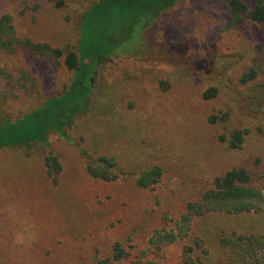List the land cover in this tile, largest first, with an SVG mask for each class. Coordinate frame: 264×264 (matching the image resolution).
<instances>
[{"label":"rangeland","instance_id":"374dc122","mask_svg":"<svg viewBox=\"0 0 264 264\" xmlns=\"http://www.w3.org/2000/svg\"><path fill=\"white\" fill-rule=\"evenodd\" d=\"M93 1L64 0L58 8L0 0V17L12 18L18 39L40 46L0 51L2 135L63 99L71 73L65 55L51 50L77 43L79 15ZM229 1L179 0L154 22L145 7L113 8L109 16L102 6L89 9L83 55L103 49V40L112 52L92 75L86 104L64 136L52 121L46 145L0 149V264H97L113 260L116 245L124 252L115 264H228L221 238L264 237V211L194 215L187 229L182 221L189 204L232 169L264 184V25L228 28ZM236 131L244 142L231 149ZM81 151L113 158L119 178L92 177ZM49 154L62 166L56 184L47 175ZM156 166L159 181L139 187L140 173ZM157 233L175 240L153 245Z\"/></svg>","mask_w":264,"mask_h":264},{"label":"trees","instance_id":"16d2710c","mask_svg":"<svg viewBox=\"0 0 264 264\" xmlns=\"http://www.w3.org/2000/svg\"><path fill=\"white\" fill-rule=\"evenodd\" d=\"M55 3L56 7L64 6V0H46ZM179 0H97L79 15V36L76 44L66 45L63 50H51L52 56L59 58L65 55V64L70 70L71 78L67 83V90L62 95V100L50 99L45 108L36 109L28 114L23 121L17 124H11L7 132L0 130V149L9 146H27L33 144L47 143V132L51 127V122L58 127V131L64 136V128L68 126L73 115L80 106H84L90 95L91 90L87 86L93 81L92 75L97 67L110 58L111 42L103 40V49L95 48L89 54L88 58L83 55L82 36L83 23L89 9L95 6L103 7V15L113 13V8H118L122 13H135L144 7L146 13L153 14L151 22L157 21L170 11ZM230 17L227 24L228 28L235 27L246 21L264 25V0H254V6L250 7L244 0H230ZM149 10V11H148ZM109 16V15H108ZM150 22V23H151ZM108 36V35H107ZM20 44H26L34 50L40 49L39 45L33 44L29 40H19L12 25V18L9 15L0 17V51L13 52L15 47ZM87 61L89 63H87ZM256 71H252V77H255ZM90 82V83H88ZM215 90H210L205 94L206 98L214 97ZM64 106H68L66 111ZM69 106H72L69 108ZM53 107V108H52ZM54 109V110H53ZM50 112V113H49ZM55 113L54 117H50ZM59 117L61 119H59ZM54 119V120H53ZM1 127V126H0ZM22 128V129H21ZM1 129V128H0ZM21 129V130H20ZM244 142L243 133L236 131L231 135L229 146L231 149H239ZM85 158L88 173L104 181H114L119 178L120 173L117 164L113 158L100 157L96 159L88 158L85 151L80 152ZM47 175L56 184L62 170L58 157L49 154L45 158ZM162 176V169L158 166L143 170L137 178V185L141 188H148L156 184ZM264 211V184L257 187L247 170L232 169L213 183V188L203 193L197 203H190L188 213L182 218L187 229L194 215L199 216L205 213H226L228 215H240L245 213H262ZM186 234V231L180 230V234ZM175 240L173 233H157L151 243L158 246L166 242ZM221 246L227 249L230 254L228 264H236L237 258H240L242 264H264V237L240 236L235 239L221 238ZM123 250L119 245L115 247L113 260H102L97 264H115L122 256ZM236 254L234 259L232 256ZM120 257V258H119ZM238 264V263H237Z\"/></svg>","mask_w":264,"mask_h":264}]
</instances>
